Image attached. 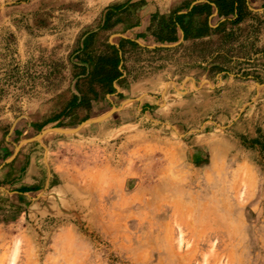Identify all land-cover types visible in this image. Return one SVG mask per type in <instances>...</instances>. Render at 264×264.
Returning a JSON list of instances; mask_svg holds the SVG:
<instances>
[{"label":"rangeland","instance_id":"obj_1","mask_svg":"<svg viewBox=\"0 0 264 264\" xmlns=\"http://www.w3.org/2000/svg\"><path fill=\"white\" fill-rule=\"evenodd\" d=\"M61 225L116 264H264V0H0V264Z\"/></svg>","mask_w":264,"mask_h":264},{"label":"crops","instance_id":"obj_2","mask_svg":"<svg viewBox=\"0 0 264 264\" xmlns=\"http://www.w3.org/2000/svg\"><path fill=\"white\" fill-rule=\"evenodd\" d=\"M138 247V246H137ZM111 249H113L111 247ZM139 249V247H138ZM41 264H47L49 255L58 256V264L72 259L76 264H116L119 253L106 252L95 243L94 238L83 228L70 225L52 227L46 232L40 251ZM138 257L139 251L136 252ZM62 258V259H60ZM118 258V259H117ZM121 262V261H120Z\"/></svg>","mask_w":264,"mask_h":264},{"label":"trees","instance_id":"obj_3","mask_svg":"<svg viewBox=\"0 0 264 264\" xmlns=\"http://www.w3.org/2000/svg\"><path fill=\"white\" fill-rule=\"evenodd\" d=\"M234 1H236V0H234ZM209 5V4H208ZM239 6H235V8H233L232 9V11H233V13H234V15H236L237 17L234 19L235 21H233V22H239V20L241 19V17H240V12H239V8H238ZM202 8H204L205 10H207V11H211V6H195L190 12H189V14H194V13H196L198 10H200V9H202ZM184 17H185V14H179V13H177V12H175L174 14H173V17H172V22H173V24H175V25H177V26H179L181 29H185V23H184ZM204 27H205V30H208V29H210V25L209 24H204L203 25ZM220 27V26H219ZM201 32H203V33H205V31H201ZM199 35H204V34H201L200 32H199ZM174 41H176V40H174ZM213 41H207V40H202V41H200V43H198V44H200L199 46H202L201 47V49L199 50V54H198V56L199 57H202V56H204V55H207V54H213L214 52H212V47H208L207 46V44H211ZM99 74H101V75H103V76H105V77H108L107 75H109L108 74V72L106 73V75L105 74H103V72L101 73H99ZM99 74L97 75V76H99ZM110 77V76H109ZM116 77H118L117 75H115V76H113V78H111V81L112 80H114ZM109 80H110V78H109Z\"/></svg>","mask_w":264,"mask_h":264},{"label":"water","instance_id":"obj_4","mask_svg":"<svg viewBox=\"0 0 264 264\" xmlns=\"http://www.w3.org/2000/svg\"><path fill=\"white\" fill-rule=\"evenodd\" d=\"M59 130L64 131V132H69L68 130H62V129H59Z\"/></svg>","mask_w":264,"mask_h":264}]
</instances>
